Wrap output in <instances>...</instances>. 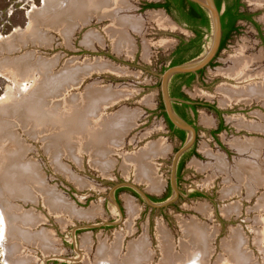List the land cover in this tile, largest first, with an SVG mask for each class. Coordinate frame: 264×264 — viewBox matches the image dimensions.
Segmentation results:
<instances>
[{"label": "rangeland", "instance_id": "1", "mask_svg": "<svg viewBox=\"0 0 264 264\" xmlns=\"http://www.w3.org/2000/svg\"><path fill=\"white\" fill-rule=\"evenodd\" d=\"M112 1L111 17L99 19L89 12L76 24L66 15L71 0H0V156L7 160L10 155L7 163L14 171L28 165L29 174L61 202L94 215L87 219L52 211L34 188L28 199L10 197L0 188V205L39 219L31 230L48 236L53 245L43 251L0 235V264H109L96 260L97 251L102 243L114 244L120 233L122 255L129 244L146 237L152 264H161L159 227L170 235L168 246L180 252L181 225L188 222L215 234L208 264H234L232 247L241 264L248 256L264 264V101L224 105L219 92L225 85L236 86L226 71L237 67L242 56L253 60L251 74L264 72V7L243 0V10L254 15L260 29L240 22L238 32L204 68L203 80L184 89L190 102L215 111L198 109L192 149L199 155L187 159L181 177L176 173V197L174 162L184 144L170 135L161 114V76L179 39L192 33L161 10L143 9L163 0ZM159 13L167 25L155 21ZM125 19L140 21L137 31L124 23L120 28L117 23ZM116 29L128 45H121ZM220 124L224 130L217 132ZM96 135L104 142L111 138L107 147L96 144ZM149 145L165 149L151 161L158 191L125 166ZM247 166L261 176L250 178ZM232 189L236 192L230 194ZM149 196L157 200L152 205L145 200ZM128 201L136 206L134 215ZM237 236L236 245L231 244ZM240 239L245 253L238 249Z\"/></svg>", "mask_w": 264, "mask_h": 264}, {"label": "bare ground", "instance_id": "2", "mask_svg": "<svg viewBox=\"0 0 264 264\" xmlns=\"http://www.w3.org/2000/svg\"><path fill=\"white\" fill-rule=\"evenodd\" d=\"M249 2L257 7H264V0H249ZM119 4L124 5V2L120 1ZM70 5H71L70 6L71 9H67L68 11L66 12V15H68L69 17H73V19H75L74 22L76 24L79 23V21H82L84 17L88 18L85 15L89 12L94 13L93 15H97L99 19L106 16L111 17L110 15L113 13V10L111 9L116 7L115 3L112 0H71ZM165 20L166 19L162 13H159L155 17V21L167 25V23H165ZM123 23L131 27L134 31L136 30L138 25H140V21H137L135 19H125V22H118L117 24L119 25L120 28H123L124 27ZM114 32L118 34V38H119L118 41L121 43V45L123 44L128 45L127 42L123 40L125 39V36H123L122 32L119 33L118 29H116ZM252 61L253 60L251 58L248 59L245 58V56L244 57L242 56L241 60L238 61L237 67L226 71L227 76L235 79L237 84L235 87H233L234 85L233 86L225 85L221 87V89L219 90L220 94H222L225 97L223 100L224 105H229L234 102H242V101L252 102L255 99H262L264 101V72H261V74H257V75L251 74L250 68H251V64L253 63ZM99 124H102L100 127L105 128L104 127L105 121ZM105 139L107 138H104V140ZM109 139L111 140V138H108L107 140ZM95 140L97 145L102 144L103 146H105L107 144V140L105 141L106 142L105 143L100 137H97V135L95 136ZM93 145H95V142L93 143ZM99 147L100 146H97V148ZM163 148L164 146L149 145L148 147L143 149L140 153L131 157V162H130L131 166L125 165L127 167H131L126 169V171L128 170L134 171L137 180L145 184H148L149 189L153 191L155 190L158 191L159 184L156 183L157 182L155 181L156 178L153 177V175L151 174L153 170V164H152L153 162L151 163V161L153 158L164 153L165 149ZM20 150H16V151L19 152ZM4 152L3 154H5ZM19 153H22V151ZM9 156L7 157V160L3 159L0 156V188L6 190L7 195H9L10 197L13 195V198L22 197L28 199L29 194L32 192V188H34L39 194L42 195L45 202L52 211L53 209H58L57 213L60 212L63 213V215L65 214L68 215L69 217L72 216V217L88 219V217L94 216L93 212L91 211L89 212L84 211V213H78L75 208L68 206L67 203L65 204V202H61L59 196L55 195L53 192H51V190L47 189L46 186L43 185L41 181L34 179V177L31 174H29L33 172V170L28 165L26 167L19 168L17 171H14L16 170V167L12 168L13 163H11L12 165L10 163H7V161L10 160ZM104 166L107 169V165ZM219 168L223 170V166L221 165V163H219ZM245 174L254 180H256L257 174L261 176L260 172L248 166L246 168ZM24 189L28 191L24 192ZM28 192L30 193L28 194ZM234 192H236V190L232 189L230 194H233ZM13 207L15 206H12L10 208L8 207L9 209H7L6 207H4L3 204L0 205V216L2 217V230L0 233L1 238L4 241L7 239H9V241L12 240V242H15L17 244L18 243L25 244L26 242H31L36 246L41 247L43 251L53 247V245L51 244L52 242H50L48 236L46 237L41 233H36L33 230H31L33 225L36 226L35 224H38L40 220L37 219V221H35L31 217V215H28L29 212L26 215L22 212H19L15 208L13 209ZM127 207L129 209L130 215H134L136 212L135 209L136 206H134L133 202L128 201ZM33 217L35 216L33 215ZM181 226L184 233V238L182 239L180 244L181 247L180 252H176L172 250L173 248L172 245L168 246L169 234L167 235V233L162 231L161 228L159 227L160 230L159 239L161 242L160 244L163 252V260L161 261V264H181V263L208 264L211 258L210 256L213 254L212 244L215 234L210 233L209 231L208 233L205 234L203 232V229L199 228L198 224L195 222H188V225H181ZM187 226L189 229H187ZM120 234L117 235L114 244H112L111 246L102 243V245L99 247L97 251L96 260H100V261L104 260L103 262H107L109 264H152L153 257L150 254L146 237L142 238L136 243L129 244L128 253L126 255H122L121 250H122V243L124 236L123 234L122 235ZM125 234L127 233H124V235ZM207 236H209L210 240L207 238ZM238 236L236 238L233 237L234 241H231L230 243L234 244L235 241H237V239L239 238ZM241 241L242 243L241 245H238V249L241 250L243 253H245L246 252L244 249L245 241L244 239H240V242ZM240 242L237 243L240 244ZM83 243H84V247L87 248L88 251H90L89 238H84ZM232 248L236 249V247H232ZM232 248H231L232 256H230L231 259L230 262L234 264H241L242 263V260L240 258L241 256H238L237 253L235 252V249ZM246 260L247 263L245 264H255L252 261L251 256H248ZM85 264H93V263L86 260Z\"/></svg>", "mask_w": 264, "mask_h": 264}, {"label": "trees", "instance_id": "3", "mask_svg": "<svg viewBox=\"0 0 264 264\" xmlns=\"http://www.w3.org/2000/svg\"><path fill=\"white\" fill-rule=\"evenodd\" d=\"M226 1L227 0H216V4H217L219 11L222 10L224 3ZM242 7H243V4H241L239 1H236L234 3V5L227 4V6L225 7V12L222 15V19H228L229 18L231 23H230L228 30H227V33L224 37V41L222 43L221 49H224L225 46L227 45V41L230 40L231 37L235 33L238 32L239 28L235 25L239 20L250 21L251 23H253L255 25V27L257 29H260L259 25L253 21V15L249 14L246 11H241ZM143 9L144 10L164 9L167 11V13L169 15L175 17L176 19H178L179 21H181L183 23H187L189 25L190 29H193L197 35V38L194 40L193 43H196L197 41H199L203 37V35L201 34L202 29H206L207 31H210V20H209L207 13L198 4L191 2L189 0H165V2H162V3H148V4L144 5ZM180 52H181V50L179 48L173 54L175 57L177 56V59L172 62L170 67L183 64V63H185V62H187L193 58H196L197 56H199L203 52V50H202V48H200V49L198 48V51L189 57H181ZM187 76L188 77L190 76V78L186 81V85H191L193 83V81L195 80V76L191 75V74L177 75L174 77V82L178 81V79H180V78H185ZM171 95L177 99H181V100L187 99L185 94L181 92L180 87H176L172 91ZM206 107L209 108L210 110L215 111V108L212 106L208 105ZM177 109L179 110V112H181L182 116H185L184 111H181L182 108L180 106H177ZM160 111H161V114L166 117V113L164 112L163 105H160ZM168 122H169L170 129L173 131L174 135H177L179 137V139L181 140V142L184 143L186 141V138H187L186 132L179 130V129H175L174 125L169 120H168ZM222 130H224V125L220 124L217 132H221ZM193 155H196V156L199 155L196 152L195 147L185 156L183 162H181V164L179 165L178 177H181L180 175H182V172L184 171L187 159ZM168 195H169V192H168L167 196ZM192 196L202 197L203 195L201 193H194ZM153 201L156 202L157 200L153 199Z\"/></svg>", "mask_w": 264, "mask_h": 264}, {"label": "water", "instance_id": "4", "mask_svg": "<svg viewBox=\"0 0 264 264\" xmlns=\"http://www.w3.org/2000/svg\"><path fill=\"white\" fill-rule=\"evenodd\" d=\"M198 4L208 15L210 20V33L208 34L209 39L206 40L204 51L197 56L183 64L170 67L165 71L161 76V92L165 101L166 112L170 121L173 123L174 127L180 129L187 133L186 141L184 142L183 147L175 156L174 162V175H173V187L176 192V197L178 196V191L175 184V176L177 173V167L182 156L192 149L195 139L197 136L196 130L193 125L189 124L183 118H181L174 110L173 103L175 101L183 102L171 97L169 92V86L172 79L177 75H186V74H197L198 71L207 67L213 58L215 57L221 43L222 37V25H221V12L219 11L215 0H189ZM163 1L156 2L162 3ZM163 11L166 15L168 14L164 9H151V11ZM149 204H153L151 199L145 198Z\"/></svg>", "mask_w": 264, "mask_h": 264}, {"label": "flooded vegetation", "instance_id": "5", "mask_svg": "<svg viewBox=\"0 0 264 264\" xmlns=\"http://www.w3.org/2000/svg\"><path fill=\"white\" fill-rule=\"evenodd\" d=\"M236 1H239L241 4H243V0H227L225 3H224V6H223V8H222V10L220 11L222 14H221V25H222V37H221V43H220V47H219V49H218V52L216 53V55H215V57L213 58V60L211 61V63L218 57V55L221 53V51L223 50V49H221V46H222V43H223V41H224V37H225V35H226V33H227V30H228V27H229V25H230V23H231V21H230V19L228 18V19H222V15L224 14V12H225V7L227 6V4H230V5H234V3L236 2ZM163 2H165V0H163ZM215 3H216V0H215ZM217 5V4H216ZM241 11H244L243 10V7L241 8ZM249 14H251V15H253L252 13H249ZM173 17V16H172ZM175 18V17H174ZM175 20L179 23V24H182L183 26H185L191 33H192V36H190L189 38H180L179 39V42L177 43V45H176V47L174 48V50H173V52H172V54H171V64H172V62L174 61V60H176L177 59V56L175 57L173 54L177 51V49H179L180 48V50H181V52H180V56L181 57H189V56H191V55H193V54H195L197 51H198V48L200 49V48H202V50L204 51V49H205V43H206V40H208L209 39V37H208V34L210 33V31H207L206 29H202V35H203V37L199 40V41H197L196 43H193L194 42V40L197 38V35H196V33L194 32V30L193 29H190V27H189V25L187 24V23H183V22H181V21H179L178 19H176L175 18ZM243 21H245V22H250V21H247V20H239L237 23H236V25L235 26H237V27H239V23L240 22H243ZM253 21L254 22H256L255 20H254V15H253ZM239 30V29H238ZM233 37V36H232ZM231 37V38H232ZM231 40V39H230ZM230 40H228L227 41V44H228V42L230 41ZM227 46V45H226ZM225 46V47H226ZM210 63V64H211ZM170 64V65H171ZM170 67V66H169ZM203 74H204V69H202V70H200V71H198V73L197 74H191V75H194L195 76V80L194 81H196V80H203ZM190 78V76L188 77H185V78H180V79H178V81H175L174 82V78L172 79V81H171V83H170V86H169V89H170V93H172V91L176 88V87H180L181 88V92L182 93H184L185 94V92H184V89L185 88H188L189 86H191V85H186V81L188 80ZM193 81V82H194ZM185 96H186V94H185ZM187 97V96H186ZM174 98V97H173ZM174 99H177V98H174ZM178 100H181V99H178ZM181 101H183V102H179V101H175L174 103H173V105H174V110H175V112L179 115V116H181V118H183L185 121H187L188 123H190L191 125H193V127L195 128V130H196V133H197V131H198V127H197V124L195 123V119H196V117L198 116V109L200 108V107H202V108H204V107H206V106H208L207 104L205 105H202L200 102H191V104H188V103H186V102H190V100L188 99V97H187V99L186 100H181ZM177 106H180L181 108H182V110L181 111H184V114H185V116H182V114H181V112H179V110L177 109ZM164 112H165V110H164ZM217 112V111H216ZM166 113V112H165ZM218 113H220L219 111H218ZM191 114H192V117H191ZM162 116H164V115H162ZM164 118H165V120H166V122H167V125H168V128H169V133H170V135L172 136V137H175V138H177L180 142H181V140L179 139V137L177 136V135H174V133H173V131L170 129V126H169V122H168V120L170 121V119H169V117H168V114H166V117L164 116ZM171 122V121H170ZM172 123V122H171ZM173 124V123H172ZM175 129H177V128H175ZM186 135H187V133H186ZM182 144H184L183 142H181ZM189 153V152H188ZM188 153H186V154H184L183 156H182V158L180 159V161H179V164H178V167H177V174H178V168H179V165L181 164V162H183V160H184V158H185V156L188 154ZM149 198L151 199V200H153V199H156L155 197H153V196H149Z\"/></svg>", "mask_w": 264, "mask_h": 264}, {"label": "crops", "instance_id": "6", "mask_svg": "<svg viewBox=\"0 0 264 264\" xmlns=\"http://www.w3.org/2000/svg\"><path fill=\"white\" fill-rule=\"evenodd\" d=\"M170 68V67H169ZM188 75V74H187ZM169 92H170V89H169ZM170 95H171V93H170ZM171 97L173 98V96L171 95ZM178 100V99H177ZM186 103H188V104H191V102H186ZM161 105H163V107H164V110H165V112H166V106H165V101H164V98H163V94H162V92H161ZM174 106V105H173ZM166 114H167V112H166ZM181 117V116H180ZM180 130V129H179Z\"/></svg>", "mask_w": 264, "mask_h": 264}]
</instances>
